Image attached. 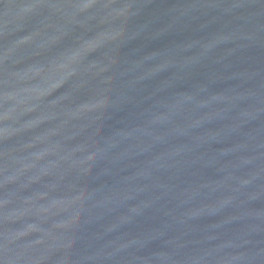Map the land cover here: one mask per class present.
Instances as JSON below:
<instances>
[{
	"label": "water",
	"instance_id": "water-1",
	"mask_svg": "<svg viewBox=\"0 0 264 264\" xmlns=\"http://www.w3.org/2000/svg\"><path fill=\"white\" fill-rule=\"evenodd\" d=\"M0 264H264V0H0Z\"/></svg>",
	"mask_w": 264,
	"mask_h": 264
}]
</instances>
